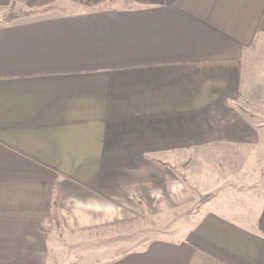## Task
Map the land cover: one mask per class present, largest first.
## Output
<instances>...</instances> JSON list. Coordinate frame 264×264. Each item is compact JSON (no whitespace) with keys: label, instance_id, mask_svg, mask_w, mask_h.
I'll return each instance as SVG.
<instances>
[{"label":"crops","instance_id":"0c3cea01","mask_svg":"<svg viewBox=\"0 0 264 264\" xmlns=\"http://www.w3.org/2000/svg\"><path fill=\"white\" fill-rule=\"evenodd\" d=\"M64 1L0 20V264L102 248L136 215L183 218L188 181L262 176L247 165L264 160V0ZM184 218L85 264H264V198L245 220L217 199Z\"/></svg>","mask_w":264,"mask_h":264},{"label":"rangeland","instance_id":"374dc122","mask_svg":"<svg viewBox=\"0 0 264 264\" xmlns=\"http://www.w3.org/2000/svg\"><path fill=\"white\" fill-rule=\"evenodd\" d=\"M75 8L72 3L60 0L52 7L37 10L30 16L66 12ZM8 15L7 10H0V20L7 18ZM259 157L264 158V155ZM253 161L252 165H250V162L247 166H249L252 175H262L260 181H188L190 192L194 197L193 201H190L188 206H183L171 212L173 216L179 214V216L183 215V218H170L168 214L166 217L146 214L127 218L123 221L132 223L127 226V232L117 231L118 233L116 234L119 237L110 238L113 241L105 245L102 244V248H96L92 251L76 250L77 252L75 253L72 250H50L48 264H85V262L89 261L95 263L101 259L113 258L121 250L123 251L129 247L141 246V244H145L154 237L179 236L180 234L178 235L177 232H171L170 230H175L182 226L186 221L184 216H189L191 220L195 212L205 206L208 200H222L223 204L233 211L235 216L245 220L253 215L261 199L264 198V160L262 163L255 159ZM170 220L173 222L172 225L168 222ZM118 238H127V240L118 241ZM85 255L88 257L87 259Z\"/></svg>","mask_w":264,"mask_h":264},{"label":"trees","instance_id":"16d2710c","mask_svg":"<svg viewBox=\"0 0 264 264\" xmlns=\"http://www.w3.org/2000/svg\"><path fill=\"white\" fill-rule=\"evenodd\" d=\"M5 10L8 12L7 18H18V17H24L33 14L34 12H37V10L32 9H23L22 7L16 6L15 4H12L11 6H8ZM50 216L54 223L59 224L61 222V215L58 209L57 201L54 199L51 205L50 210Z\"/></svg>","mask_w":264,"mask_h":264}]
</instances>
